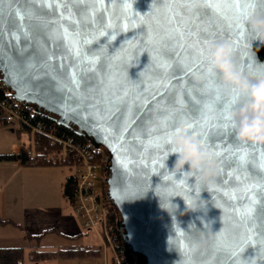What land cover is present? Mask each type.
Segmentation results:
<instances>
[{"label": "water", "instance_id": "obj_1", "mask_svg": "<svg viewBox=\"0 0 264 264\" xmlns=\"http://www.w3.org/2000/svg\"><path fill=\"white\" fill-rule=\"evenodd\" d=\"M236 2L49 0V7L36 0H0L3 85L16 102L51 116L105 152V192L136 264H221L219 248L235 246L254 225L257 235L264 233V203H257L251 219L244 214L250 196L264 201V188L255 187L264 185V146L241 142L225 127L233 94L218 74L208 80L199 56L205 38L227 41L236 71L254 77L264 46L256 48L247 21L241 31L235 29L247 7L240 0L238 11ZM93 9L103 16L95 28L82 15ZM248 11L264 15V2L253 0ZM65 30L81 32L85 53L98 58L97 71L77 61L70 50L76 42L63 39ZM85 37L91 42L84 44ZM186 124L215 159L218 175L210 193L168 171L176 157L167 158L165 141ZM199 197L206 208L184 212V201ZM170 201L178 205L177 220L163 209L171 211ZM201 218L213 231L206 229L203 240ZM196 241L200 246L193 250Z\"/></svg>", "mask_w": 264, "mask_h": 264}, {"label": "clouds", "instance_id": "obj_2", "mask_svg": "<svg viewBox=\"0 0 264 264\" xmlns=\"http://www.w3.org/2000/svg\"><path fill=\"white\" fill-rule=\"evenodd\" d=\"M247 27L251 31L252 42H255L256 48L264 46V15H249ZM232 51L233 47L227 41L210 40L203 46V56L213 73L218 74L220 83L229 88L235 98L237 106L225 114V119L234 129L236 138L241 142L264 146V61L257 58L258 70L253 78H247L236 71L231 59ZM164 149L167 158L170 155L176 157L172 168L168 169L169 173L187 176L201 191L207 190L210 193L218 175L217 165L212 153L202 147L196 136L186 132L183 127H178L167 137ZM184 203V212L204 210L207 204L200 197L199 200ZM170 207L171 211L162 208L172 219L175 217L177 220L178 205L170 201ZM184 212L179 214L183 215ZM201 224L203 228L200 229V236L203 240L207 235L206 229L212 230L202 218ZM199 246L200 241H196L192 248L198 250Z\"/></svg>", "mask_w": 264, "mask_h": 264}, {"label": "built area", "instance_id": "obj_3", "mask_svg": "<svg viewBox=\"0 0 264 264\" xmlns=\"http://www.w3.org/2000/svg\"><path fill=\"white\" fill-rule=\"evenodd\" d=\"M0 116L8 124H15L19 129L29 135L31 156H34V138L42 134L48 138L49 143L58 144L59 151L57 163L71 165L75 170L72 176L74 190L72 200L76 202L75 210L82 222V228L86 231L94 230L102 243L103 248L112 255L114 264H129V258L109 221V208L103 204L101 196L95 191V180L102 166L107 162L104 154L98 157L94 148L76 141L69 135H58L55 126L48 125L40 118L26 111L15 100L1 102Z\"/></svg>", "mask_w": 264, "mask_h": 264}, {"label": "trees", "instance_id": "obj_4", "mask_svg": "<svg viewBox=\"0 0 264 264\" xmlns=\"http://www.w3.org/2000/svg\"><path fill=\"white\" fill-rule=\"evenodd\" d=\"M12 100V95L10 91L3 85L0 78V101L7 102ZM20 105L28 112L32 113L36 118L42 119L48 125L55 126L57 128L58 135H69L73 137L76 141L89 145L90 148H93L92 145L86 141L83 137L74 134L73 130L62 127L56 124L52 117L46 114H42L36 112L33 107L25 106L23 103ZM0 124H7L4 122L0 116ZM21 130V129H20ZM20 130H15L16 135L20 138ZM29 135L27 134V141H23L19 150L13 154H0V161H16L24 166H33V167H62L67 169H73L71 165L58 164L56 159L59 151L58 144H51L48 141V138L45 135L39 134L34 138V156H31L30 143H29ZM94 152L98 157L104 156L105 152L101 149H95ZM105 163L102 166V175L104 177V169ZM102 195L101 199L103 204L109 208V221L112 226L114 233L116 234L118 240L122 242L121 237L117 231L116 222H117V214L114 207L111 205L108 196L105 192V184L104 179L102 181ZM74 190V181L71 175L67 176L61 185V196L65 201H72V195ZM12 225L21 229V226L11 220H2L0 219V226ZM56 232L55 229H50L47 231H43L37 235H30L28 233L24 234V239L32 243V246H28V259L32 263H38L42 261H53V260H69V259H88L95 258L99 255V249L92 245H82L77 242L83 235L78 234L74 237H67L66 239L69 243L57 247L52 250H44L40 249L39 242L41 238L49 233ZM87 231H85L86 234ZM124 245V243H123ZM26 247H0V264H24V255H25ZM126 253L128 255L129 264H136V257L131 255L124 245Z\"/></svg>", "mask_w": 264, "mask_h": 264}, {"label": "crops", "instance_id": "obj_5", "mask_svg": "<svg viewBox=\"0 0 264 264\" xmlns=\"http://www.w3.org/2000/svg\"><path fill=\"white\" fill-rule=\"evenodd\" d=\"M10 132L14 134L17 139H19L18 136L16 135L15 129H11ZM1 139L2 138H0V154H13V153L18 152L19 147L18 149H16L17 145L12 144L11 147H8L7 141L5 140L6 143H4L3 141H1ZM22 142L23 140L19 143V146ZM56 168H59V167H33V166L21 165L19 162H16V161H0V216H1L0 219L11 220L19 224L21 226L20 230L30 235H37L43 231H47L52 228L55 229L56 232H49L41 238L39 242L40 249H44V247H42L40 243L42 239L47 235L56 234L58 235V237L60 238L62 237L68 243L69 241L66 239L67 237H74L78 234H83V233L85 234V232L82 230V222H80L81 219L79 220L80 217L77 216L78 214L74 215L65 206H63L61 202L57 206H54V207H44V208L35 209V208H25L21 206L20 212L17 211L16 209L17 205L15 204L19 200V198L23 196L25 186L26 184L29 183L28 179L30 178V176L34 174H39V172L36 173L35 171H38V170L41 171V169H48V171L52 172V170ZM26 176H28L29 178ZM66 177L67 176L63 178V181L65 180ZM63 181L60 183V196H61V185ZM17 212L18 214H20V216H17V218L21 217V219H18V220L15 219L16 218L15 214H17ZM6 226L7 225L0 226V228L6 227ZM12 227L17 228L14 226ZM87 232L95 234L101 243V240L98 234L94 230L87 231ZM83 236L80 239H82ZM22 239L25 244L22 245L21 247L28 248V246H32V243L24 239V233H23ZM10 242H15V240L10 241ZM85 245H91V244L86 243ZM19 246H20L19 244L15 245V247H19ZM6 247H9V246H6ZM99 256H100V253L95 258L53 260V261H42L38 263H32L29 259L28 260L32 264H72V263H76L77 260H80V261L89 260V259L95 260Z\"/></svg>", "mask_w": 264, "mask_h": 264}, {"label": "rangeland", "instance_id": "obj_6", "mask_svg": "<svg viewBox=\"0 0 264 264\" xmlns=\"http://www.w3.org/2000/svg\"><path fill=\"white\" fill-rule=\"evenodd\" d=\"M11 129L20 130L19 127L15 124H2L0 125V138L1 141L8 144V147H11L12 144L17 145V148L19 147V143L23 141H27V132L24 130H20V137L17 139L14 134H12L10 131ZM6 140V141H5ZM5 145V144H4ZM36 173L39 172V174L31 175L30 178L28 176V184H26L24 189V194L22 197L19 198V200L16 202L15 205H17V211L20 212L21 206L25 208H44V207H54L57 206L60 202L63 206H65L69 211H71L74 215L77 214L75 210L76 202L72 200L71 202L64 201L60 196V183L63 181V178L65 176H74L75 170L74 169H67V168H56L53 169L52 172L48 171V169H41L38 171H35ZM104 177L100 173L98 174L96 180H95V191L100 196L102 195V181ZM19 209V210H18ZM16 220L21 219L17 218V216H20V214H15ZM78 216V215H77ZM1 217V216H0ZM79 218V217H78ZM80 220V218H79ZM81 222V220H80ZM82 230L85 232V230L82 228ZM23 233L24 231H21L20 229L13 228L10 225H7L6 227L0 228V246L6 247V246H15V245H24L23 242ZM15 240V242H10ZM69 243V242H68ZM79 244H86L89 243L93 245L94 247L98 248L100 250V256L95 260H77L76 263L72 264H114L112 260V255L109 251H106L97 236L93 233L86 232L84 234L83 238L79 241L75 242ZM67 244V241L64 240L62 237H58V235H47L45 236L40 245L44 247L45 250L50 249H56L57 247H61L63 245ZM28 248H25V255H24V264H32L28 260Z\"/></svg>", "mask_w": 264, "mask_h": 264}, {"label": "snow or ice", "instance_id": "obj_7", "mask_svg": "<svg viewBox=\"0 0 264 264\" xmlns=\"http://www.w3.org/2000/svg\"><path fill=\"white\" fill-rule=\"evenodd\" d=\"M36 2H43L47 4V6L51 7V3H49V0H36ZM62 3H88L89 0H61ZM96 2H99V0H96ZM188 2L193 3L194 5H199L200 3L206 2V0H188ZM253 0H246L247 7L243 9V20L240 22L235 23L234 27L237 31H241L244 28V22L247 21V18L249 16L248 8L252 6ZM264 2V0H262ZM207 6L211 7V4H208ZM236 8L238 11H241V3L240 0H237L236 2ZM69 17H71L73 14L71 10H69ZM84 16L85 22L88 24L89 27L95 28L103 23V16L102 13L99 12V9H93L90 10L87 13H82ZM89 16L92 17V19L89 20ZM109 26H111L109 24ZM103 34V33H101ZM80 36L81 32L77 30L74 33H67L65 30V34L63 36V39L65 41L75 40V47L70 49L73 51L74 56L76 57L77 61L79 63L89 64L91 67L87 69V71H97V64H98V58L95 55H89L85 53L84 48L80 44ZM209 40L207 38L204 39V45L207 44ZM91 42V39L89 37H85L84 44H88ZM199 56L201 57V62L206 64V75L208 80H211L212 75H214L210 64L207 62V60L203 56V47L199 49ZM81 57H83V60H81ZM205 75V72L202 71V76ZM219 98V97H218ZM236 103L235 98L233 97L232 101L229 102V111L232 110V105ZM223 107V105H221ZM179 127V126H178ZM176 127V128H178ZM215 127V125H213ZM225 127H231V125H225ZM175 128V129H176ZM186 132H189V129L192 128L191 124H186L184 127ZM170 135V134H169ZM192 135H196L193 133ZM203 143V141H201ZM215 155H219L220 153H214ZM241 160L245 159L244 156L240 157ZM264 167V165H262ZM255 187H261L264 188V185H255ZM251 191V189H249ZM249 199L252 201V203L247 206L245 213L250 219L253 216L255 206L257 203H264V201H258L255 196H250ZM238 214L239 211H238ZM248 236L243 238L240 242L236 243L235 246L233 245H225L222 248L218 249V253L223 255V260L221 261V264H229V261L231 264H256L257 260H264V233H260L257 235L255 232V225L252 228L248 229ZM251 250L247 255L245 254L248 250Z\"/></svg>", "mask_w": 264, "mask_h": 264}]
</instances>
